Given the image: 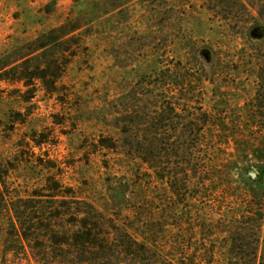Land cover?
<instances>
[{"label":"rangeland","instance_id":"374dc122","mask_svg":"<svg viewBox=\"0 0 264 264\" xmlns=\"http://www.w3.org/2000/svg\"><path fill=\"white\" fill-rule=\"evenodd\" d=\"M261 83L264 0H0V264H225L249 249L255 219L240 244L228 225L262 191L244 173L264 148L229 138L214 163L209 132L223 119L253 139ZM85 216L89 252L68 233ZM10 219L35 228L21 241Z\"/></svg>","mask_w":264,"mask_h":264},{"label":"trees","instance_id":"16d2710c","mask_svg":"<svg viewBox=\"0 0 264 264\" xmlns=\"http://www.w3.org/2000/svg\"><path fill=\"white\" fill-rule=\"evenodd\" d=\"M263 83H261V87L264 88ZM257 100H263L264 94H261L259 90H257ZM251 106V110L253 114L257 112L260 106ZM254 118L256 115H253ZM254 118L252 119L253 122L250 124V127L253 129L252 138L250 139L247 135L240 134V131H237L236 128L242 129V133H244V129L241 125H231L232 127L228 126L223 119H216L212 124V130L209 132L210 137L209 139L212 141L211 150H212V161L215 163L217 162V150L223 144H229V138L235 143H239L243 146H249L253 148L254 151H261V148H264V121H255ZM234 124V123H232ZM241 126V127H240ZM240 136V139H238ZM264 163V160L261 161ZM253 169V168H252ZM254 176L250 173V171H246L244 173L246 182L250 183L252 186H256L258 188H262L259 195H255L254 193L248 194L246 196H251L253 198L252 201L254 202H247L243 205L240 203L238 204V208L236 209L235 213L233 214L234 220L229 223V231H230V240L235 244L238 242H247L245 234L242 233L241 224H247L246 219H255L257 223L255 231H251V238L249 243H252L249 249L243 250L242 248H232V250L228 251L226 259L228 261L225 264H264V166H260L259 169H255ZM1 178V177H0ZM215 179L217 177H214ZM0 196H2V192L0 189ZM251 203V204H249ZM251 206L253 209L247 210V206ZM243 206V208L241 207ZM88 215V214H87ZM246 220V221H244ZM80 225L77 226L76 230L68 231L71 235L70 239L77 242H84L85 248H87V252L93 249V244H95V223H90L87 216L82 217L80 220ZM10 227L16 232V236L18 239H27L30 236V230L34 229L29 221L17 219V224L14 220L10 219ZM42 222V219H40ZM93 225V227H92ZM43 230L45 232H51L49 224L42 225ZM249 236V237H250ZM89 245V246H88Z\"/></svg>","mask_w":264,"mask_h":264},{"label":"water","instance_id":"95a60500","mask_svg":"<svg viewBox=\"0 0 264 264\" xmlns=\"http://www.w3.org/2000/svg\"><path fill=\"white\" fill-rule=\"evenodd\" d=\"M253 175V174H252Z\"/></svg>","mask_w":264,"mask_h":264}]
</instances>
